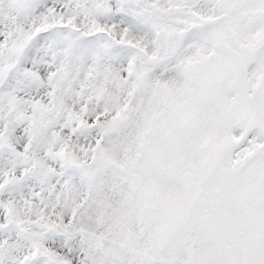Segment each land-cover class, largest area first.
<instances>
[{
	"label": "snow or ice",
	"instance_id": "6c2138e0",
	"mask_svg": "<svg viewBox=\"0 0 264 264\" xmlns=\"http://www.w3.org/2000/svg\"><path fill=\"white\" fill-rule=\"evenodd\" d=\"M0 264H264V0H0Z\"/></svg>",
	"mask_w": 264,
	"mask_h": 264
}]
</instances>
